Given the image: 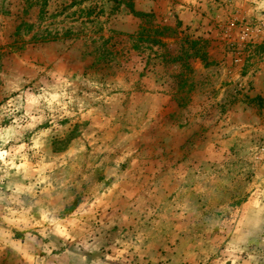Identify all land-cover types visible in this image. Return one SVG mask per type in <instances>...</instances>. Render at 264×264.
<instances>
[{"label":"rangeland","instance_id":"obj_1","mask_svg":"<svg viewBox=\"0 0 264 264\" xmlns=\"http://www.w3.org/2000/svg\"><path fill=\"white\" fill-rule=\"evenodd\" d=\"M70 259L264 264V0H0V264Z\"/></svg>","mask_w":264,"mask_h":264},{"label":"trees","instance_id":"obj_2","mask_svg":"<svg viewBox=\"0 0 264 264\" xmlns=\"http://www.w3.org/2000/svg\"><path fill=\"white\" fill-rule=\"evenodd\" d=\"M115 3H122L124 0H113ZM126 7L130 10V12L132 13V15H134L135 17H138V18H146L148 17L147 14L145 13H142V12H136L132 5L130 3H127L126 4ZM200 55V56H199ZM196 57H199L200 59L204 60V53H201L199 54L198 52H196L195 54Z\"/></svg>","mask_w":264,"mask_h":264},{"label":"crops","instance_id":"obj_3","mask_svg":"<svg viewBox=\"0 0 264 264\" xmlns=\"http://www.w3.org/2000/svg\"><path fill=\"white\" fill-rule=\"evenodd\" d=\"M86 257H89V256L86 255ZM82 258H84V257H82ZM70 261H71V259H70ZM71 262L74 264V260L73 259H72ZM71 262H69L68 264H72Z\"/></svg>","mask_w":264,"mask_h":264}]
</instances>
